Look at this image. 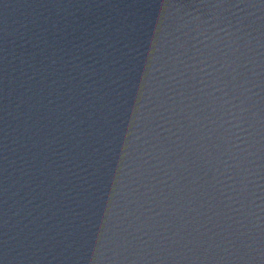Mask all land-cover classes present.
<instances>
[{"label":"water","instance_id":"water-1","mask_svg":"<svg viewBox=\"0 0 264 264\" xmlns=\"http://www.w3.org/2000/svg\"><path fill=\"white\" fill-rule=\"evenodd\" d=\"M0 264H264V0H0Z\"/></svg>","mask_w":264,"mask_h":264}]
</instances>
